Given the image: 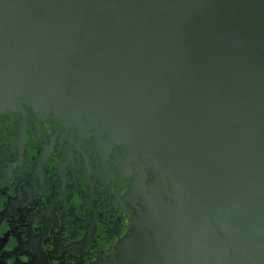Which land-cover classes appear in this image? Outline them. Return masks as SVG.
<instances>
[{
    "label": "water",
    "instance_id": "95a60500",
    "mask_svg": "<svg viewBox=\"0 0 264 264\" xmlns=\"http://www.w3.org/2000/svg\"><path fill=\"white\" fill-rule=\"evenodd\" d=\"M132 177L118 264H264V0H0V111Z\"/></svg>",
    "mask_w": 264,
    "mask_h": 264
},
{
    "label": "flooded vegetation",
    "instance_id": "af4514ba",
    "mask_svg": "<svg viewBox=\"0 0 264 264\" xmlns=\"http://www.w3.org/2000/svg\"><path fill=\"white\" fill-rule=\"evenodd\" d=\"M70 126L0 111V264H118L132 177Z\"/></svg>",
    "mask_w": 264,
    "mask_h": 264
}]
</instances>
